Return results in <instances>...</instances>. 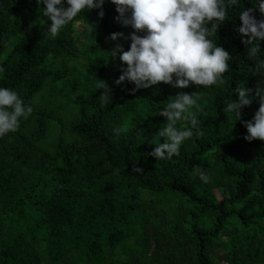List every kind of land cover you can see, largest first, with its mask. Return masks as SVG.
<instances>
[{
    "label": "trees",
    "instance_id": "obj_1",
    "mask_svg": "<svg viewBox=\"0 0 264 264\" xmlns=\"http://www.w3.org/2000/svg\"><path fill=\"white\" fill-rule=\"evenodd\" d=\"M42 8L36 0H0V87L33 109L0 137V264H264V141H245L242 123L259 107L255 63L264 61V39L249 59L247 38L236 31L241 10L264 19L252 0L232 6L209 37L232 57L224 83L181 89L158 82L135 92L128 81L114 83L126 65L108 52L116 45L127 51L133 29L116 19L109 0L102 17L101 9L78 16L91 38L104 36L111 46L79 67L70 62L84 43L76 45V18L55 38L45 36L50 21ZM113 33L123 37L113 41ZM97 80L109 89L104 106ZM238 85L253 93L236 121L222 109L237 99ZM47 89L50 96L80 93L66 123L32 103ZM198 91L193 137L179 156L155 160L148 153L163 142L157 132L165 123L158 111L177 94Z\"/></svg>",
    "mask_w": 264,
    "mask_h": 264
},
{
    "label": "clouds",
    "instance_id": "obj_2",
    "mask_svg": "<svg viewBox=\"0 0 264 264\" xmlns=\"http://www.w3.org/2000/svg\"><path fill=\"white\" fill-rule=\"evenodd\" d=\"M118 13L116 19L133 31L126 39L130 40L127 51L116 45L108 56L113 59L119 53L121 74L114 81L120 85L128 81L134 85L131 90L149 88L158 82L173 88H186L194 85L208 88L224 83L223 75L228 71L232 57L222 47L216 46L209 37L215 35L219 24L226 19L227 11L239 4V0H109ZM255 8L264 15V0H252ZM43 4L41 13L50 21L45 36L55 38L60 29L77 18L81 10L101 9L97 14L103 16L101 6L104 0H36ZM65 5H67L65 7ZM249 8L239 12L240 25L236 31L242 34V43L249 45L247 55L254 59L257 55V41L264 39V19L257 20ZM210 25V26H209ZM142 32L143 35H138ZM122 33H113L109 39L115 41ZM251 46V47H250ZM2 71V69H0ZM255 71L261 80L252 89L238 85L236 100H229L222 111L230 113L236 121L240 120L241 108L251 103L250 93L258 98L259 107L251 120L243 121L247 134L245 141L254 138L264 141V61L256 60ZM104 91L98 97L101 106L110 101L109 89L104 81L97 80L96 90ZM201 99L198 92L179 93L171 102L163 105L158 115L165 119L164 127L157 132L163 142L154 144L148 155L155 160L171 159L179 156L180 146L190 140L200 123L196 111ZM195 109V110H194ZM33 109L25 104L17 92L0 87V137L18 129L20 118H27ZM182 128L177 127V122ZM118 131V130H116ZM199 135L200 133H196ZM140 173L142 169L134 168ZM203 183L210 182V176L199 171Z\"/></svg>",
    "mask_w": 264,
    "mask_h": 264
},
{
    "label": "rangeland",
    "instance_id": "obj_3",
    "mask_svg": "<svg viewBox=\"0 0 264 264\" xmlns=\"http://www.w3.org/2000/svg\"><path fill=\"white\" fill-rule=\"evenodd\" d=\"M80 14L85 15L86 12L83 11ZM44 25V23H43ZM90 26L89 23L84 22V20L80 17L76 18V30H75V37L76 38H80V39H76L77 42V47L80 45V42H84L83 45L86 44H95L96 47H92L90 49H88L86 52L84 50L83 45H80V50H79V54L77 57H74L71 59L70 62H73L74 64H76L78 67L85 63L87 60V56L89 57H94L97 54H101L103 55L104 53H107L108 49L111 48V46L109 45L106 37H101L100 39H93L90 37ZM79 40V41H78ZM119 58V54L117 55V59ZM58 65V64H57ZM70 66V65H69ZM56 67V66H55ZM70 79V75L68 74V77L66 79H64V82L68 81ZM59 88V85L57 86V89ZM59 90V89H58ZM67 90V89H66ZM66 90H63V92L60 91L59 95H47L48 89L47 91H41L40 93H38L36 96H34L32 103L34 105L38 104L41 107H44L47 110H53L56 114V116H61L63 117V121L64 123H66V121L68 120L67 117H69V112L67 113L66 110L68 109L69 106V102H71L72 100H76L79 96L80 93H76V94H70L68 93ZM61 97H57L60 96ZM57 97V98H56ZM60 105H62L63 107V111H59V109H61ZM56 110V111H55ZM72 108H70L69 111H71ZM52 130H50V132L48 133V139L52 140L53 139V134H52ZM52 134V135H51Z\"/></svg>",
    "mask_w": 264,
    "mask_h": 264
}]
</instances>
